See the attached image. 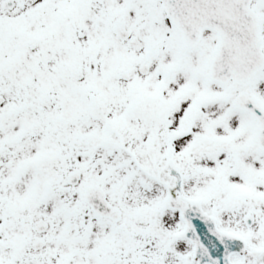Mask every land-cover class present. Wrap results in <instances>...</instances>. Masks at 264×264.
<instances>
[{"label":"snow or ice","instance_id":"obj_1","mask_svg":"<svg viewBox=\"0 0 264 264\" xmlns=\"http://www.w3.org/2000/svg\"><path fill=\"white\" fill-rule=\"evenodd\" d=\"M0 264H264V0H0Z\"/></svg>","mask_w":264,"mask_h":264}]
</instances>
